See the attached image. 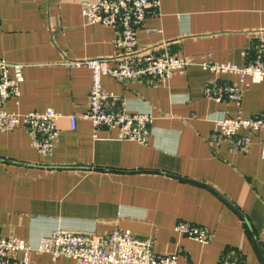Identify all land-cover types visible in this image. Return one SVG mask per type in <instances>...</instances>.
<instances>
[{
    "label": "crops",
    "instance_id": "obj_1",
    "mask_svg": "<svg viewBox=\"0 0 264 264\" xmlns=\"http://www.w3.org/2000/svg\"><path fill=\"white\" fill-rule=\"evenodd\" d=\"M88 1L0 0V60L24 66L21 97L6 110L53 109L64 116L50 157L24 129L0 133V235L36 249L58 229L100 238L123 230L152 239L158 255L177 254L179 264H221L229 257L264 264V133L252 136L248 155L212 142L217 121L264 113V82L251 85L241 108L219 104L204 98L215 78L200 67L210 59L239 67L254 59L264 41V0H159L138 30V47L166 43L194 65L166 85L102 79L129 114L152 116L147 145L119 141L117 130L106 128L95 138L81 119L92 72L66 63L116 55L117 31L86 25ZM70 116L78 117L75 131ZM180 222L209 231L211 242L184 238L176 232ZM31 262L77 264L35 252Z\"/></svg>",
    "mask_w": 264,
    "mask_h": 264
},
{
    "label": "built area",
    "instance_id": "obj_2",
    "mask_svg": "<svg viewBox=\"0 0 264 264\" xmlns=\"http://www.w3.org/2000/svg\"><path fill=\"white\" fill-rule=\"evenodd\" d=\"M86 25H102L117 31L116 55L110 59H85L66 63L71 68L86 67L92 72V89L88 111L81 117L91 123L94 137L100 129L117 130L118 140L147 145L153 118L147 114H129L119 105L115 95L104 90L102 79L110 77L121 84L148 82L166 85L175 76L193 66L190 57L171 54L168 44L159 48H139L138 30L149 15L160 7L159 0H93L82 4ZM254 59L243 67L219 63L212 59L200 67L213 75L215 81L204 90V98L219 104H233L241 108L244 94L251 85L264 82V41L255 48ZM24 66L0 60V133L24 129L33 147L42 155H53L60 139L58 122L64 116L53 109L25 114L9 113L6 104L21 97ZM235 78V82L221 81ZM71 129H77L78 117H67ZM246 132L248 134H241ZM264 133V113L245 119L242 116L224 118L216 122L212 142L226 144L235 155H248L252 136ZM176 232L184 238L207 245L212 240L209 231L190 223L180 222ZM47 254L54 261L62 258L77 264H179L177 254L158 255L152 239H140L130 231L116 230L104 238L92 234L75 233L63 229L42 238L35 249L19 238L0 235V264H33L32 253ZM19 256L21 258H19ZM221 264H241L229 257Z\"/></svg>",
    "mask_w": 264,
    "mask_h": 264
},
{
    "label": "trees",
    "instance_id": "obj_3",
    "mask_svg": "<svg viewBox=\"0 0 264 264\" xmlns=\"http://www.w3.org/2000/svg\"><path fill=\"white\" fill-rule=\"evenodd\" d=\"M237 261V260H236Z\"/></svg>",
    "mask_w": 264,
    "mask_h": 264
}]
</instances>
